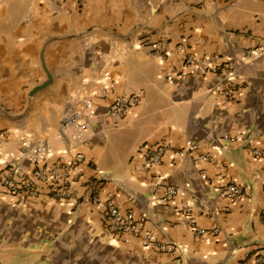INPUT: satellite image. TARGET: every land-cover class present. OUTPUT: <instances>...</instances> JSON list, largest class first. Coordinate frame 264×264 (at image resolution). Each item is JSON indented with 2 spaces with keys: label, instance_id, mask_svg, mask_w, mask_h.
<instances>
[{
  "label": "crops",
  "instance_id": "obj_1",
  "mask_svg": "<svg viewBox=\"0 0 264 264\" xmlns=\"http://www.w3.org/2000/svg\"><path fill=\"white\" fill-rule=\"evenodd\" d=\"M187 52L221 71L169 79ZM46 70L52 83L30 95ZM231 85L236 98L226 100ZM137 92L126 115L112 113ZM88 99L95 114L88 144L77 147L85 163L62 197L36 179L23 143L49 142L43 166L69 164L74 142L62 122ZM159 144L169 147L163 161L147 167L143 149ZM257 146L264 148V0H0V169L15 165L16 184L34 182L32 192L0 178V264H259ZM98 180L101 203L93 198ZM229 183L243 189L241 199L220 194ZM169 187L181 192L165 202ZM107 199L143 219L141 232H112ZM147 233L180 250L144 247Z\"/></svg>",
  "mask_w": 264,
  "mask_h": 264
},
{
  "label": "built area",
  "instance_id": "obj_2",
  "mask_svg": "<svg viewBox=\"0 0 264 264\" xmlns=\"http://www.w3.org/2000/svg\"><path fill=\"white\" fill-rule=\"evenodd\" d=\"M191 70H201L204 73L217 74L221 71V67L218 64L207 63L198 61L191 52H187L184 69L180 73H174L170 75L169 79L176 77H185ZM225 69L229 71L232 76L233 70L226 66ZM236 90L231 85L227 89L223 90L222 95L226 100H234L236 98ZM141 100V93H134L130 97H121L112 106V113L116 115H126L130 108L138 104ZM95 114V107L93 102L88 99L85 101V111H76L69 114L62 122L63 132L70 133L71 139L74 142V148L72 150V159L69 164H57L53 166H43L46 162L47 156L50 151V144L48 141L43 143L42 146L30 148L27 141L23 143L27 148V154L30 161L35 165L36 170L34 175L36 179L42 182H49L52 184L53 192L59 196L65 197L72 194V184L78 179L80 174V167L85 163V157L82 153L77 152V147L80 145H87L86 132L90 127V119ZM228 138V137H227ZM169 147L166 144H159L156 146H147L143 149V155L146 160V166L150 167L153 164L161 163L168 151ZM194 147L188 149V151H194ZM187 151V152H188ZM253 154L256 156L264 155L263 147H255ZM203 161H213L209 155L203 154L200 156ZM21 169L15 165H9L6 169H0V178L4 180V183L10 189H25L27 191H34V182L32 180L24 178L19 184H16L14 175L19 174ZM103 177L100 178V181ZM98 181L93 185V198L96 202L101 203V196L99 193ZM179 187L167 188L163 200L168 202L180 194ZM220 194L230 200H238L243 197V189L236 184L229 183L221 187ZM105 207L109 215V228L112 232L117 233H134L141 232V225L143 219H138L131 212H122L112 199H107ZM189 209H187L188 211ZM200 235L206 234V231L200 229L197 230ZM142 244L144 247H156L161 251L176 252L180 250V247L175 243H162L159 242L153 234L147 233L143 237ZM256 261L259 264H264V258L256 257Z\"/></svg>",
  "mask_w": 264,
  "mask_h": 264
},
{
  "label": "water",
  "instance_id": "obj_3",
  "mask_svg": "<svg viewBox=\"0 0 264 264\" xmlns=\"http://www.w3.org/2000/svg\"><path fill=\"white\" fill-rule=\"evenodd\" d=\"M46 71H47V70H46ZM46 74H47V80L44 81L42 84L36 86V87L31 91L30 95H33V94H35L36 92H38V91H40V90H42V89L47 88V87L52 83L53 80H52V76H51V74H50L48 71L46 72Z\"/></svg>",
  "mask_w": 264,
  "mask_h": 264
}]
</instances>
